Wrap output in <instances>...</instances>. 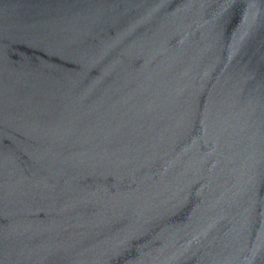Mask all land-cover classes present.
I'll return each mask as SVG.
<instances>
[{
  "label": "water",
  "instance_id": "1",
  "mask_svg": "<svg viewBox=\"0 0 264 264\" xmlns=\"http://www.w3.org/2000/svg\"><path fill=\"white\" fill-rule=\"evenodd\" d=\"M0 264H264V0H0Z\"/></svg>",
  "mask_w": 264,
  "mask_h": 264
}]
</instances>
